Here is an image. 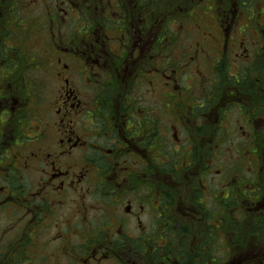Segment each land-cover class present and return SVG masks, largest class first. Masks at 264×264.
<instances>
[{
  "label": "flooded vegetation",
  "instance_id": "obj_1",
  "mask_svg": "<svg viewBox=\"0 0 264 264\" xmlns=\"http://www.w3.org/2000/svg\"><path fill=\"white\" fill-rule=\"evenodd\" d=\"M204 1L0 0V264H264V0Z\"/></svg>",
  "mask_w": 264,
  "mask_h": 264
},
{
  "label": "trees",
  "instance_id": "obj_2",
  "mask_svg": "<svg viewBox=\"0 0 264 264\" xmlns=\"http://www.w3.org/2000/svg\"><path fill=\"white\" fill-rule=\"evenodd\" d=\"M166 0H163V2H165ZM207 1V0H205ZM204 1V2H205ZM249 1V0H248ZM257 1V2H256ZM147 2H150V3H153L155 2V0H146V3ZM252 4L253 3H258L260 4L259 6L262 5L261 1L260 0H251ZM253 8L252 9H249V10H244V13L248 16V17H251V16H256V15H261L263 14L264 15V11H256V9L254 8V6H252ZM193 13L194 15V18L196 19L195 21L196 22H200V23H204L206 20L210 19L211 16H212V11H209V10H206V9H200V8H195L193 11H175L174 9H166V10H147L146 11V14H145V20H148L147 23L152 25V26H156L158 23L156 21H163V24H165V22L167 20H169L170 18L171 19H177L178 21V24H184V20L187 19L188 15H191L190 14ZM247 12V13H246ZM175 13V14H174ZM143 20V21H145Z\"/></svg>",
  "mask_w": 264,
  "mask_h": 264
},
{
  "label": "rangeland",
  "instance_id": "obj_3",
  "mask_svg": "<svg viewBox=\"0 0 264 264\" xmlns=\"http://www.w3.org/2000/svg\"><path fill=\"white\" fill-rule=\"evenodd\" d=\"M256 2H257V1H256ZM256 7H258V5L255 6L254 8H256ZM229 155H230V154H229ZM229 157H230V156H229ZM2 222H4V219H1V218H0V226L2 225ZM47 237H48V236L45 235L44 238H43L42 240L46 239ZM51 264H62V261H60L57 257H56V258L54 257V259H53V261H52Z\"/></svg>",
  "mask_w": 264,
  "mask_h": 264
}]
</instances>
